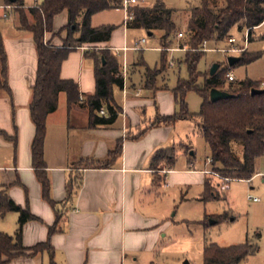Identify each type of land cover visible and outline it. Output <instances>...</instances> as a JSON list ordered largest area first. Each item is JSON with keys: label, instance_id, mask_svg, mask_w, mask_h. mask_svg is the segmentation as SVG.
Masks as SVG:
<instances>
[{"label": "crops", "instance_id": "0c3cea01", "mask_svg": "<svg viewBox=\"0 0 264 264\" xmlns=\"http://www.w3.org/2000/svg\"><path fill=\"white\" fill-rule=\"evenodd\" d=\"M5 7L9 6L5 3ZM139 7L146 8L142 3ZM26 8L30 10L33 7L26 5ZM126 16L123 10L96 15L91 22L93 29L117 28L111 41L84 45L74 50L63 65L62 79L78 84L83 106L69 111L68 98L62 95L59 111L48 120L45 163L51 199L58 204L57 210L44 200L42 185L33 168L32 145L36 127L30 107L38 74L34 37L21 31L19 20L9 32L0 31L8 57L9 88V91L0 90V192L8 189L9 197L19 207L29 209L41 220L25 227L24 247L33 249L51 240L54 249V258L46 253L20 258L11 264H160L155 260L158 245L166 238L162 228L166 221L164 210L156 211L153 206L161 199L160 191L175 188L173 186L177 185L180 177L203 175L206 176L204 183L214 181L208 174L211 171L206 169L200 173L192 169L193 166L185 173L176 169L170 171L166 167L158 173L152 171L155 155L170 150L167 146L173 136L172 128H152V125L159 116L171 117L178 113L169 88L165 83L162 86L158 83L173 67L175 61L172 62L169 54L176 49L171 45L167 51V70L157 80L158 91L155 93L148 89L146 69L149 67L144 59L131 66L127 57L129 53L143 52L136 51V48L140 44L142 49L147 42L142 45L143 40L133 49L128 48L129 32L134 30L128 28ZM172 22L175 24L173 16ZM68 25V13L58 17L55 33L47 36V42L63 49L68 32L61 35L60 32ZM146 33L154 37L157 32ZM163 38L160 39L162 55L165 51ZM227 47L231 48L230 45ZM94 49L111 52L121 66L124 79V89L117 87L114 91L115 103L121 110L116 123L95 129L91 126V109L85 103L97 91L96 62L86 56ZM141 69L145 74L140 73V80H137ZM103 111L107 116L101 115ZM101 112L97 115L109 118L107 109ZM145 131V136L140 138ZM15 138L16 145L13 142ZM121 142L122 155L109 168H79L87 161L101 166L110 163V154ZM191 151L194 157L192 147ZM157 177L161 179L157 181ZM70 184H74V190L72 199L68 200ZM153 197L155 200L150 201ZM19 219L18 214L0 219V233L15 236ZM52 228L57 233L50 238Z\"/></svg>", "mask_w": 264, "mask_h": 264}, {"label": "trees", "instance_id": "16d2710c", "mask_svg": "<svg viewBox=\"0 0 264 264\" xmlns=\"http://www.w3.org/2000/svg\"><path fill=\"white\" fill-rule=\"evenodd\" d=\"M220 0H202V7L191 11V21L187 32L186 47L190 53L186 57L185 64L188 68L190 80L180 81L173 91L175 102L180 113L171 117L159 116L152 128H174L181 121H197L200 133L208 145L212 161L213 172L222 179L229 181L227 186L235 181L251 182L256 177V164L264 158V83H256L247 80L240 84L231 83L228 76L237 66H249L260 59L259 56H251L247 52L239 56L241 61L233 68L220 71L215 77L203 76L199 72V66L206 56L202 52L204 46H222L231 38L233 30L249 33V41L252 43L254 31L264 25V0H222L223 6L219 7ZM124 0H42L38 9H30L26 12L25 0H5L6 6L17 7L14 14L20 16L21 31L30 33L38 55L37 81L33 88V101L30 107L31 117L36 127V136L32 145L33 168L36 171L39 182L43 188V198L55 210L57 203L51 199V184L47 174L45 163V143L48 132L49 117L56 114L60 107V97L66 95L68 108L72 111L76 106H83L78 84L62 79V68L69 59L71 53L84 45H99L109 43L117 30L115 27L93 29L92 19L101 13L122 10ZM68 13L69 25L60 32H68V39L64 42L63 49H59L47 42V36L55 33V20ZM134 20L127 23L131 30H144L150 34L164 32L161 68L151 70L146 66L147 88L157 92L158 78L167 70V51L171 49V38L176 34L177 27L172 22L173 11L164 1L159 0L153 8L138 7L131 11ZM80 38L77 39L76 36ZM185 37V35H184ZM87 58L96 62L97 91L95 96L86 100L91 109V126L93 129L99 126L114 125L121 110L115 103L114 91L119 87L124 89L122 69L118 60L109 51L97 52L96 49L86 54ZM204 78V84L199 82ZM230 84L229 89L226 86ZM0 90L8 88V57L4 46V40L0 34ZM219 90L233 96L230 100L213 103L211 92ZM253 91H262L260 96H253ZM197 93L203 104L201 113H190L186 100L190 93ZM103 109L109 112V118H101L97 115ZM146 131L139 137L145 136ZM138 138V137H137ZM17 144V140L13 141ZM122 142L117 150L110 154L111 162L105 166L93 162L81 163V169L109 168L122 155ZM179 150L185 155L191 156V147L177 146L170 150L158 152L151 164V169L158 173L166 167L173 171L178 163ZM241 151V154H240ZM189 165H193V159H189ZM161 179L157 177V181ZM213 180L205 183L203 202H221L223 199L220 188ZM224 186V185H223ZM74 184L68 187V200L72 199ZM9 214H18L19 228L15 236L0 233V264H11L20 258H32L41 254H49L54 258V249L51 240L33 249H26L23 245L25 227L33 222H41L32 215L29 209L19 207L8 195V189L0 192V219ZM232 214L225 213L220 217H207L205 226L209 228L225 222H235ZM214 224V225H213ZM56 229L50 230V238L56 234ZM259 247L248 240L245 245L231 248H221L215 244H207L204 250L203 264H243L248 259L259 253Z\"/></svg>", "mask_w": 264, "mask_h": 264}, {"label": "rangeland", "instance_id": "374dc122", "mask_svg": "<svg viewBox=\"0 0 264 264\" xmlns=\"http://www.w3.org/2000/svg\"><path fill=\"white\" fill-rule=\"evenodd\" d=\"M159 0H139L146 8H153ZM167 7L172 10L173 21L177 26V32L172 37V49L174 53L169 54V58L175 61L173 67L160 78L158 83H164L169 88V94L173 97V91L178 87L180 81H189L190 75L185 64V57L190 53L186 47L187 32L191 21V11L202 7V0H162ZM28 7L36 5L35 0H25ZM42 4V0L39 2ZM223 1L218 2V6H223ZM5 0H0V31L5 33L12 30L20 20L18 14L5 11ZM17 7H15V10ZM26 12L28 8H25ZM8 14L9 19H4ZM184 34L185 38L180 40L179 35ZM246 32L239 29L233 30L231 36L237 40V47L247 48V53L251 56H259L260 59L249 66H237L232 70L236 78V85L251 80L256 83H264V25L253 34V41L246 43ZM165 37L164 32H157L154 37H150L144 31H130L128 38V48L133 49L135 44L146 40L139 53H129L128 59L131 66L144 59L146 65L151 70L161 68L162 50L160 39ZM77 39L80 37L76 36ZM68 39V38H67ZM66 39V40H67ZM65 40V41H66ZM64 41V42H65ZM228 42L222 46L209 45V52L199 66V72L203 75H210L216 65H222L221 71L229 68V58H237L238 55H226L221 51L226 50ZM182 51V52H180ZM93 52V50H92ZM184 52V53H183ZM170 60V62H171ZM123 64V62H122ZM140 73L145 74V70L137 73V80H140ZM201 79L199 86L203 85ZM230 84L226 86L228 90ZM189 111L193 115H199L203 101L197 93H190L186 100ZM177 106V104H176ZM178 108V113L181 108ZM200 124L195 122H181L173 129V136L167 148L174 146H186L194 149V157H188L185 152L179 150V159L175 167L179 173H185L196 169L200 173L206 171L213 172L209 165L211 152L200 133ZM241 154V151H240ZM189 159H193V165H189ZM264 158L259 159L256 164V177L248 182L235 181L227 188L223 187L226 182L219 177H214L215 185H222L220 192L226 201L205 203L203 196L205 193L206 176L180 177L177 185L170 191H160L161 199L156 202L154 210H164L165 224H163L165 239L161 240L155 261L160 264H203L204 250L207 244H215L221 248H231L245 245L248 240L254 242L259 247L257 256L245 261L243 264H264ZM204 183V184H203ZM203 186V187H202ZM155 200L151 199L150 201ZM254 200H259L255 203ZM149 211V210H148ZM225 213L232 214L236 221L225 222L218 226H205L207 217H220Z\"/></svg>", "mask_w": 264, "mask_h": 264}, {"label": "built area", "instance_id": "2783aa9c", "mask_svg": "<svg viewBox=\"0 0 264 264\" xmlns=\"http://www.w3.org/2000/svg\"><path fill=\"white\" fill-rule=\"evenodd\" d=\"M36 1V5L32 8V9H38L39 7H40V0H35ZM140 6V2H139V0H124V2H123V6H122V10L126 13V23H129V22H132L133 20H134V15L131 13V11H133V10H135L136 8H138ZM4 9H5V11H8V12H13L14 10H15V8H13V7H4ZM4 19H9V15L8 14H6V15H4ZM247 34V37H246V43H247V41L249 42V33H250V31H247L246 32ZM179 38L180 39H184L185 37H184V34H180L179 35ZM146 44V40H144L143 42H142V45H145ZM228 44L230 45V47L231 48H229V49H226V50H222L221 52L223 53V54H226V55H238V57L240 56V55H242L243 53H245V52H247L248 50H247V48H243V49H241V48H239V47H237V40L236 39H234V38H231L229 41H228ZM141 50V48H140V44L137 46V48H136V51H140ZM202 52H204V53H207V52H209V50L207 49V44L204 46V50L202 51ZM125 75V74H124ZM228 79H229V81L231 82V83H233V82H236V78L234 77V75L232 74V73H230V75L228 76ZM83 100L81 99V102H82ZM101 115L103 116V117H105V116H107V114H106V112H101ZM209 164L210 165H212V161L211 160H209ZM208 174L212 177V178H216V177H219V175L218 174H216V173H214V172H208ZM262 178H263V180H264V175H262L261 176ZM221 180H223L224 182H226V184H224V186L223 187H225V188H227V183L229 182V181H226V180H224V179H222V178H220ZM254 202L255 203H259L260 201L259 200H254Z\"/></svg>", "mask_w": 264, "mask_h": 264}, {"label": "water", "instance_id": "95a60500", "mask_svg": "<svg viewBox=\"0 0 264 264\" xmlns=\"http://www.w3.org/2000/svg\"><path fill=\"white\" fill-rule=\"evenodd\" d=\"M11 2H12V4H15L16 0H11ZM240 61H241L240 58H229V60H228L229 67L230 68L235 67ZM220 69H221L220 65L214 66V68L212 69L211 74H210L211 77H215L218 74V72L220 71ZM262 94H263L262 91H253V93H252L253 96H260ZM232 98H233L232 95L225 93V92H221L219 90H213L211 92V100L213 103H217V102L224 101V100H230Z\"/></svg>", "mask_w": 264, "mask_h": 264}]
</instances>
